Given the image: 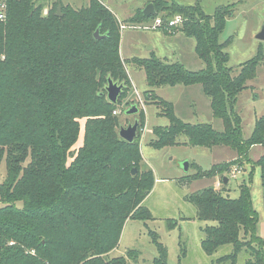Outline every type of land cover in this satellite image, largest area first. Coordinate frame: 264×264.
I'll return each mask as SVG.
<instances>
[{
  "label": "trees",
  "instance_id": "1",
  "mask_svg": "<svg viewBox=\"0 0 264 264\" xmlns=\"http://www.w3.org/2000/svg\"><path fill=\"white\" fill-rule=\"evenodd\" d=\"M2 2L6 12L0 20V164L6 158L8 173L0 187V264H128L125 257L109 254L118 247L128 220L153 219L143 202L154 189L155 177L152 169L139 172L140 131L134 143L123 140L122 124L113 114L132 89L125 67L129 60L120 54L121 27L177 16L183 23L175 31L195 39L197 54L207 67L192 72L180 63L166 64L155 54L132 59L144 69L152 88L145 94L146 102H157L170 122L156 129L151 145L159 150L172 147L185 135L192 147L236 152L235 160L197 176L219 175L220 190L210 186L187 199L196 206L198 220L213 223L202 229L208 255L231 245L233 253L220 263L236 264L239 254L246 252V264H264L252 187L241 184L240 195L232 198L224 184L234 166L242 168L248 162L260 169L264 191V155L256 162L249 156L253 147H264V115L245 138L242 118L235 111L238 96L255 79L264 57L258 54L236 75L228 67L224 50L232 40L221 43L220 38L232 13L219 9L208 15L199 4L150 0L154 16L145 17L139 10L122 23L101 0H90L81 8L62 0H0V6ZM99 28L106 36L101 40L94 37ZM109 78L126 86L117 104L107 97ZM179 85L202 86L223 131L184 122L174 105L155 92ZM139 115L144 126V111ZM84 119V144L73 151ZM152 236L159 250L154 263L167 264V248L157 234ZM129 254L138 257L136 251Z\"/></svg>",
  "mask_w": 264,
  "mask_h": 264
},
{
  "label": "rangeland",
  "instance_id": "2",
  "mask_svg": "<svg viewBox=\"0 0 264 264\" xmlns=\"http://www.w3.org/2000/svg\"><path fill=\"white\" fill-rule=\"evenodd\" d=\"M71 1L83 3V0ZM105 1L108 3L107 7L115 12L123 23L135 17L139 10H144L150 0ZM174 2L184 6L199 4L208 15H214L219 9L232 13L231 17H227L220 42L232 40L231 45L224 51L229 55L228 67L233 69L234 75L240 71L244 63L258 54L264 57V41L257 38L264 29V0H174ZM44 13H47V9ZM141 25L124 23L121 27L123 31L121 55L130 59L125 67L131 82L134 83L128 97L113 114L118 115L120 124L128 126L135 119H139L140 111L145 113V125H141L140 129V150L143 160L139 163V172L149 169L154 172V189L143 202V206L151 212L153 219L128 220L118 247L109 255L112 258L125 257L128 264H155L154 260L159 256V250L152 236L155 233L167 248V264H228L220 263L219 260L233 253L234 249L231 245L221 247L212 255L204 251L202 229L213 223L198 220L197 208L187 197L212 186L214 178L219 179L220 185L217 184L216 189L220 190L223 185L219 175L210 178L197 176L209 171L214 165L235 160L236 155L229 148L192 147L187 144L188 139L185 135L179 136L178 145L155 149L151 144L157 139L156 129L167 127L170 122L162 115L163 107L157 102L153 100L146 102L145 94L152 88L147 82L144 69L133 63L132 59H150L153 53L151 49L155 47V53L166 64L180 63L192 72H200L207 66L197 54L195 39L183 33L168 36L160 33L159 30L140 28ZM182 90L187 91L184 93ZM155 92L163 100L174 102L176 115L184 122L210 124L215 130L223 131V122L213 117L210 100L201 85L163 86L159 91L155 88ZM192 101H195L194 107L190 106ZM131 104L138 105V114H127ZM235 111L242 118L244 137H250L257 118L264 115V60L255 79L248 82V89L238 96ZM85 122V119L80 120L81 133L72 148L73 151L80 149L84 144ZM233 155L235 159H228ZM262 155H264V147L255 146L249 156L251 161L256 162ZM185 163L189 164L188 170L185 168ZM198 167L201 170H198ZM234 167L232 170L236 168ZM240 169L241 173L236 179L229 178L227 194L237 198L240 195L241 184L251 185L254 207L259 214L258 236L264 239V191L261 187L260 169L248 162H245ZM7 173L5 158L0 164V187L5 182ZM2 206L0 203V207ZM17 206H21V203H17ZM131 251H136L138 257L130 255ZM248 259V254L242 252L236 264H246Z\"/></svg>",
  "mask_w": 264,
  "mask_h": 264
},
{
  "label": "water",
  "instance_id": "3",
  "mask_svg": "<svg viewBox=\"0 0 264 264\" xmlns=\"http://www.w3.org/2000/svg\"><path fill=\"white\" fill-rule=\"evenodd\" d=\"M156 14V9L153 3L147 5V7L143 10V15L145 17H152ZM59 17L62 16V8L61 6L58 7V14ZM94 37L97 40H101L106 36L100 34V28L96 30ZM257 38L261 41H264V29L258 34ZM126 86L123 83L115 82L112 78L108 79V84L105 88L107 97L109 101L113 104H117L119 101L120 96L124 92ZM139 113L138 105H132L131 108L127 110L128 115H135ZM141 128L140 120L137 118L134 120L133 123H129L128 126L121 125L119 127V135L120 137L129 142L134 143L137 138L139 137V131ZM185 168L188 170L189 164L185 163ZM138 170L134 168L132 170V175H136ZM229 182L228 177L224 178V184L227 185Z\"/></svg>",
  "mask_w": 264,
  "mask_h": 264
},
{
  "label": "built area",
  "instance_id": "4",
  "mask_svg": "<svg viewBox=\"0 0 264 264\" xmlns=\"http://www.w3.org/2000/svg\"><path fill=\"white\" fill-rule=\"evenodd\" d=\"M4 1V0H3ZM6 5L2 2L0 6V20L5 19ZM183 19L181 16H177L173 19L163 20L162 17H157L148 23L142 24L140 28L153 30V31H166L168 34L173 35L176 33L175 29L182 25ZM236 167V168H235ZM231 171V178L236 179L238 174L241 173V167L235 166Z\"/></svg>",
  "mask_w": 264,
  "mask_h": 264
},
{
  "label": "crops",
  "instance_id": "5",
  "mask_svg": "<svg viewBox=\"0 0 264 264\" xmlns=\"http://www.w3.org/2000/svg\"><path fill=\"white\" fill-rule=\"evenodd\" d=\"M63 1V3L64 4H70V5H72L73 7H75V8H81V7H83V6H87L88 4H89V2H90V0H83V3H81V2H79V3H73V1H71V0H62ZM106 6H107V1H105V0H101ZM82 4V5H81ZM81 5V6H80ZM115 13V12H114ZM116 14V13H115ZM117 16V15H116ZM118 17V16H117ZM160 31V30H159ZM123 32V31H122ZM166 32V31H165ZM164 31H161L160 33H164V34H166ZM178 34H180V32H176L175 34H173V35H170V34H166V35H168V36H177ZM156 37H158V35L156 36ZM121 38H122V35H121ZM121 42H122V40H121ZM174 46H176V45H174ZM152 52L153 53H151L152 55L153 54H155L157 57H159L156 53H155V47H152ZM150 50V51H151ZM120 54H121V43H120ZM150 54V55H151ZM121 57H122V59L124 60V61H127V60H130V59H127V58H125L124 56H122L121 55ZM129 73V72H128ZM133 81V80H132ZM132 83H134V82H132ZM180 86V85H179ZM195 86V85H194ZM163 87V86H162ZM176 87V86H175ZM185 87H191V86H185ZM161 88V87H160ZM160 88H158V91L160 90ZM184 93L187 91V90H182ZM170 102V101H169ZM195 101H192L191 103H190V106L191 107H194L195 106V103H194ZM173 105H174V102H171ZM174 109H175V105H174ZM175 113H176V110H175ZM214 117V116H213ZM180 118V117H179ZM169 126V125H168ZM214 149H228L227 147H215ZM230 149V148H229ZM253 149V148H252ZM251 149V150H252ZM233 153H235V155H236V158H237V154H236V152H233ZM234 158V155L233 156H231V157H229L228 159H233ZM235 159V158H234ZM226 162H228V161H226ZM224 163V162H223ZM214 182H213V185L212 186H214L215 188L218 186V185H220V181H219V179L218 178H214V179H212ZM218 184V185H217ZM227 185H229V182H228V184Z\"/></svg>",
  "mask_w": 264,
  "mask_h": 264
}]
</instances>
